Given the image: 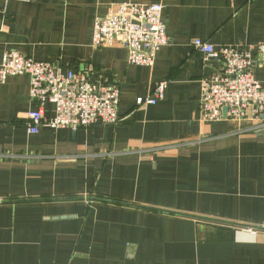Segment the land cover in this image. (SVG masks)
Returning a JSON list of instances; mask_svg holds the SVG:
<instances>
[{
	"label": "crops",
	"instance_id": "obj_1",
	"mask_svg": "<svg viewBox=\"0 0 264 264\" xmlns=\"http://www.w3.org/2000/svg\"><path fill=\"white\" fill-rule=\"evenodd\" d=\"M122 3L163 6L152 68L91 46L94 20ZM194 39L264 43V0H0V61L14 51L116 86L122 119L32 135L30 80L0 85V264H264V229H243L264 225V129L200 121L199 82L220 65ZM160 82L162 100L137 107Z\"/></svg>",
	"mask_w": 264,
	"mask_h": 264
},
{
	"label": "built area",
	"instance_id": "obj_2",
	"mask_svg": "<svg viewBox=\"0 0 264 264\" xmlns=\"http://www.w3.org/2000/svg\"><path fill=\"white\" fill-rule=\"evenodd\" d=\"M107 14L93 22V49L120 46L126 51L127 63L152 68L158 51L167 46L166 26L162 20L163 6L122 3L109 7ZM192 46L205 60L219 63L220 70L210 79L200 80L199 119L203 123L221 120L224 111L233 122H251L257 130L264 129V82L255 78V70L264 69V43L242 50L234 47L215 48L194 39ZM0 85L9 77L27 76L28 96L34 109L26 114V131L38 134L39 128L78 129L90 126L118 125L119 89L113 85L96 84L83 73L66 71L58 65L33 61L22 54L7 51L0 61ZM165 83L160 82L151 95L136 100V106L155 105L164 97ZM51 105L53 117L44 110ZM257 234V228H243Z\"/></svg>",
	"mask_w": 264,
	"mask_h": 264
},
{
	"label": "water",
	"instance_id": "obj_3",
	"mask_svg": "<svg viewBox=\"0 0 264 264\" xmlns=\"http://www.w3.org/2000/svg\"><path fill=\"white\" fill-rule=\"evenodd\" d=\"M226 111H224V113H225Z\"/></svg>",
	"mask_w": 264,
	"mask_h": 264
}]
</instances>
